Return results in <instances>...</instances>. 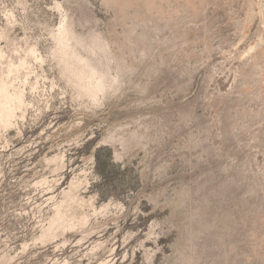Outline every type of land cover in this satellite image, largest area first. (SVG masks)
Instances as JSON below:
<instances>
[{
  "label": "rangeland",
  "instance_id": "rangeland-1",
  "mask_svg": "<svg viewBox=\"0 0 264 264\" xmlns=\"http://www.w3.org/2000/svg\"><path fill=\"white\" fill-rule=\"evenodd\" d=\"M0 264H264V0H0Z\"/></svg>",
  "mask_w": 264,
  "mask_h": 264
},
{
  "label": "bare ground",
  "instance_id": "bare-ground-1",
  "mask_svg": "<svg viewBox=\"0 0 264 264\" xmlns=\"http://www.w3.org/2000/svg\"><path fill=\"white\" fill-rule=\"evenodd\" d=\"M257 46H258V45H257ZM253 48H254V47H253ZM253 48H252V49H253Z\"/></svg>",
  "mask_w": 264,
  "mask_h": 264
}]
</instances>
